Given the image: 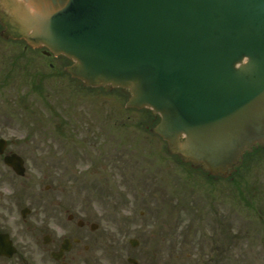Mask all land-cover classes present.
<instances>
[{
    "label": "flooded vegetation",
    "instance_id": "1",
    "mask_svg": "<svg viewBox=\"0 0 264 264\" xmlns=\"http://www.w3.org/2000/svg\"><path fill=\"white\" fill-rule=\"evenodd\" d=\"M67 66L0 37V96L17 110L15 129H3L0 184L19 187L0 192V264H166L168 232L182 227L185 213L193 216L199 247L211 249L210 263H243L244 247L254 241L264 259V210L248 224L243 178L135 159L123 145L135 143L136 134L160 142L149 131L156 119L119 113L118 91L87 88ZM12 154L23 176L4 163ZM176 246L171 259L179 262Z\"/></svg>",
    "mask_w": 264,
    "mask_h": 264
},
{
    "label": "water",
    "instance_id": "2",
    "mask_svg": "<svg viewBox=\"0 0 264 264\" xmlns=\"http://www.w3.org/2000/svg\"><path fill=\"white\" fill-rule=\"evenodd\" d=\"M0 25L158 116L151 131L192 168L227 177L264 148V0H0Z\"/></svg>",
    "mask_w": 264,
    "mask_h": 264
},
{
    "label": "rangeland",
    "instance_id": "3",
    "mask_svg": "<svg viewBox=\"0 0 264 264\" xmlns=\"http://www.w3.org/2000/svg\"><path fill=\"white\" fill-rule=\"evenodd\" d=\"M120 105L118 108L119 113H127L128 110H126L122 104L124 103V98L120 94ZM14 106L6 102L5 99H3L0 96V138H7L3 137V129H10L14 128V126L11 125V119H15L17 116V110L13 108ZM41 112H45L41 106ZM136 115V119H141L143 112H137V111H131ZM12 115V116H10ZM13 123V120H12ZM15 129V128H14ZM137 138L135 140V143H132L130 145L124 144L123 147L126 149L132 150V152L136 153L137 156H135V159L137 160H147L151 163H159L164 161H169L168 156H165V154L160 149V144L156 142L154 139L148 138L147 141L141 140L138 134H136ZM9 138H12L11 135H9ZM140 139V140H139ZM127 143V142H126ZM162 144V143H161ZM121 145V143H120ZM122 147V146H121ZM139 154V155H138ZM125 158V157H124ZM258 158V155L255 156V159ZM122 159V158H121ZM257 162L252 165V167L249 170H242L240 171L239 177L243 178L245 182L247 183V199H248V210H247V220L248 224H250L251 220H255L256 217L254 216L256 210L258 208H262L264 210V154H261ZM254 162V161H253ZM4 176L3 174L0 175ZM176 176V173L175 175ZM184 176H191V175H184ZM240 185H237L239 187ZM19 190L17 181H8L6 183L0 184V192H3L5 194H10L17 192ZM236 193L239 192L236 190ZM234 199L235 196H233ZM234 208V207H233ZM240 207L238 206L239 209ZM234 211V210H233ZM238 221V220H237ZM239 222V221H238ZM256 224V221H254ZM193 216L190 214L185 213L183 215V222L182 227L175 228L172 230H169L168 232V243H167V256L168 259L166 260V264H212L209 262V256L211 249L208 245L203 247L200 244L199 247V235L197 236L193 231ZM176 243V252L179 253L181 259L179 262H175L171 259L172 254V248L171 244ZM247 249V259L241 263V262H232L230 264H264V259L262 258L260 254V250L257 248L255 241L247 243V245L244 247ZM201 249V250H200ZM154 251L159 255L160 248L159 246L154 248ZM194 253V254H193ZM187 254H191V259L186 258ZM199 256H203L204 263H201L202 259L198 258ZM196 258V262H195ZM201 260V261H199ZM173 262V263H172ZM154 264V263H153ZM220 264H226V263H220ZM229 264V263H228Z\"/></svg>",
    "mask_w": 264,
    "mask_h": 264
}]
</instances>
